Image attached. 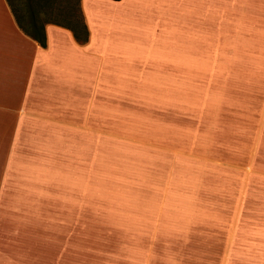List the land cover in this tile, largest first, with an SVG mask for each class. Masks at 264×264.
I'll list each match as a JSON object with an SVG mask.
<instances>
[{
    "label": "rangeland",
    "instance_id": "374dc122",
    "mask_svg": "<svg viewBox=\"0 0 264 264\" xmlns=\"http://www.w3.org/2000/svg\"><path fill=\"white\" fill-rule=\"evenodd\" d=\"M207 25L126 31L92 125L0 191V264H264V46Z\"/></svg>",
    "mask_w": 264,
    "mask_h": 264
},
{
    "label": "crops",
    "instance_id": "0c3cea01",
    "mask_svg": "<svg viewBox=\"0 0 264 264\" xmlns=\"http://www.w3.org/2000/svg\"><path fill=\"white\" fill-rule=\"evenodd\" d=\"M80 7L86 38L45 23L42 46L20 28L16 12L24 10L0 0V191L17 167L27 173L48 157L56 166L64 140L77 141L79 126L92 125L98 95L143 59L134 46L148 41L126 31L197 30L229 20L246 30L249 45L264 46V0H80Z\"/></svg>",
    "mask_w": 264,
    "mask_h": 264
},
{
    "label": "trees",
    "instance_id": "16d2710c",
    "mask_svg": "<svg viewBox=\"0 0 264 264\" xmlns=\"http://www.w3.org/2000/svg\"><path fill=\"white\" fill-rule=\"evenodd\" d=\"M10 6L13 5L11 0H8ZM71 1V13L70 15H62L60 6L56 5L53 0H44L42 3L40 0H22V6L24 13L17 14L16 20L31 38L36 40L40 45L44 46L46 42V35L44 30L45 23H55L65 26L72 30L74 37L81 41L79 33L82 31L84 39L86 38V27L83 21V15L80 7V0H68ZM76 11V17H79L80 28L74 23L73 15ZM23 19V22H22Z\"/></svg>",
    "mask_w": 264,
    "mask_h": 264
}]
</instances>
